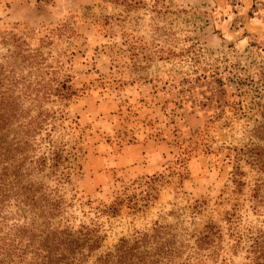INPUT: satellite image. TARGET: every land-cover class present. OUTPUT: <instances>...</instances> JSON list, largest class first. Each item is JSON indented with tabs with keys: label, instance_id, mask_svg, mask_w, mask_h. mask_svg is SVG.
Segmentation results:
<instances>
[{
	"label": "rangeland",
	"instance_id": "rangeland-1",
	"mask_svg": "<svg viewBox=\"0 0 264 264\" xmlns=\"http://www.w3.org/2000/svg\"><path fill=\"white\" fill-rule=\"evenodd\" d=\"M59 22L75 95L53 138L80 165L63 196L116 206L92 258L158 222L213 225L216 264H244L264 246V0H0V35Z\"/></svg>",
	"mask_w": 264,
	"mask_h": 264
},
{
	"label": "trees",
	"instance_id": "trees-1",
	"mask_svg": "<svg viewBox=\"0 0 264 264\" xmlns=\"http://www.w3.org/2000/svg\"><path fill=\"white\" fill-rule=\"evenodd\" d=\"M73 37L66 22L0 35V264H216L212 255L222 250L215 247V226L195 237L158 222L92 258L100 247V218L116 206L87 214L78 199L64 198L62 189L80 170L79 148L68 144L70 134L66 141L53 138L75 95L66 70ZM194 148L191 142L181 147L177 164ZM76 211L87 223L78 220L74 228ZM247 253L244 264H264L260 242Z\"/></svg>",
	"mask_w": 264,
	"mask_h": 264
}]
</instances>
